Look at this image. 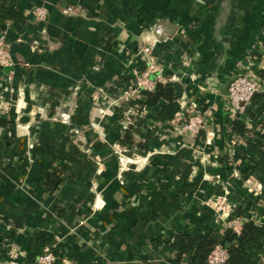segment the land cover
<instances>
[{
  "label": "crops",
  "instance_id": "obj_1",
  "mask_svg": "<svg viewBox=\"0 0 264 264\" xmlns=\"http://www.w3.org/2000/svg\"><path fill=\"white\" fill-rule=\"evenodd\" d=\"M0 5L24 20L0 9L13 59L0 65L9 123L0 127V264H36L48 237L60 247L55 264H177L153 240L222 233L236 206L247 218L262 211L259 183L242 180L228 157L236 134L225 109L226 83L264 39V0ZM149 66L150 80L175 87L173 117L156 119L165 100L145 107L146 126L126 147L119 95ZM189 116L203 119L197 134L181 128ZM43 172L60 176L53 191L38 181Z\"/></svg>",
  "mask_w": 264,
  "mask_h": 264
},
{
  "label": "trees",
  "instance_id": "obj_2",
  "mask_svg": "<svg viewBox=\"0 0 264 264\" xmlns=\"http://www.w3.org/2000/svg\"><path fill=\"white\" fill-rule=\"evenodd\" d=\"M0 9L3 10L2 12L11 13L15 24L24 21L16 9L5 8L2 5H0ZM0 16L2 15L0 14ZM253 69L256 74L264 79V66L259 68L255 64ZM141 95L143 97L141 100L122 104L118 108L120 112L131 104H138L141 107H156L157 104L160 105L165 100L169 104L167 106L161 105V109L156 114V119L164 121L173 117L174 108L171 104L175 99V87L173 85L157 82L153 91L143 90ZM120 115L122 114L120 113ZM244 118L252 122V128H246L242 121L232 124V132L242 139V144H235L233 157L238 162L237 166L240 170L241 179H254L262 186L264 192V92H257L253 95L246 107ZM145 123L144 118H137L134 124L126 127L120 143L126 147L133 145V135L140 134L146 126ZM8 124V121L0 114V127H5ZM38 181L42 182L47 190L53 191L60 184L61 178L56 173L43 172ZM246 214L247 210L244 207L236 206L230 217H246ZM44 238L45 236H43ZM53 241H55L53 238L48 237L41 244L44 246ZM217 244L226 247L227 264H264V224L258 225L251 220L243 222L240 233L226 227L222 233L211 229L204 232H179L175 234L169 245H163L160 238L153 240L154 247H161L174 252L176 260L185 264H206L208 255ZM53 253L58 257L60 247L57 244Z\"/></svg>",
  "mask_w": 264,
  "mask_h": 264
},
{
  "label": "built area",
  "instance_id": "obj_3",
  "mask_svg": "<svg viewBox=\"0 0 264 264\" xmlns=\"http://www.w3.org/2000/svg\"><path fill=\"white\" fill-rule=\"evenodd\" d=\"M75 9L72 7H67L65 12L67 14H75ZM33 14L36 16V21H44L45 19V10L43 8H35ZM155 32L157 34H163L164 28L162 25L155 26ZM13 64V59L9 50L4 42L3 37H0V65L1 66H11ZM257 64L259 68L264 66V39L253 49L252 54L250 55V64L247 67L238 68L236 72L230 77L227 86L226 94V113L229 119L230 126L234 122H243V125L246 128H252V122L244 118L245 110L247 105L250 103L251 98L257 92H264V79L254 72V66ZM151 71H154L151 66L147 67L146 70L139 72L134 76L133 80L125 83V87L119 95L120 106L122 104H127L130 101L140 100V93L143 90L153 91L155 84L149 79L148 75ZM158 81H163L164 79L159 75L157 77ZM118 103V104H119ZM145 112V106H140L138 104L128 105L127 108L122 111V121L126 127L131 124H134L137 118H143ZM205 127L203 119L198 116H189L188 120L184 122L181 126L185 131L197 134L200 130ZM241 144L242 139L239 135H235L233 141L231 142L232 146L235 144ZM228 157L231 159V162L234 164L235 159L233 157V149L227 151ZM235 166V164H234ZM260 184L256 190V195H261V208L258 213L250 217H234L230 216L225 218V226L231 228L234 232L240 233L242 224L246 220H251L254 223L260 225L264 224V196L262 190H260ZM229 215V214H228ZM57 241L49 242L41 248L40 253L37 255L35 263L36 264H55L57 259L56 255L53 253ZM228 253L226 247L221 244L214 246L212 251L207 257L206 264H227ZM3 264H14L13 259L6 261ZM177 264H185L183 262H177Z\"/></svg>",
  "mask_w": 264,
  "mask_h": 264
},
{
  "label": "water",
  "instance_id": "obj_4",
  "mask_svg": "<svg viewBox=\"0 0 264 264\" xmlns=\"http://www.w3.org/2000/svg\"><path fill=\"white\" fill-rule=\"evenodd\" d=\"M227 86H228V83H226V94H227Z\"/></svg>",
  "mask_w": 264,
  "mask_h": 264
},
{
  "label": "rangeland",
  "instance_id": "obj_5",
  "mask_svg": "<svg viewBox=\"0 0 264 264\" xmlns=\"http://www.w3.org/2000/svg\"><path fill=\"white\" fill-rule=\"evenodd\" d=\"M260 190H262V188H261ZM257 196H258V198H260L261 195H257ZM263 196H264V195H263ZM260 207H261V206H260Z\"/></svg>",
  "mask_w": 264,
  "mask_h": 264
}]
</instances>
